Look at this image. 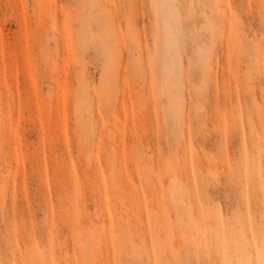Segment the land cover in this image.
<instances>
[{
    "label": "rangeland",
    "instance_id": "1",
    "mask_svg": "<svg viewBox=\"0 0 264 264\" xmlns=\"http://www.w3.org/2000/svg\"><path fill=\"white\" fill-rule=\"evenodd\" d=\"M252 261L264 0H0V264Z\"/></svg>",
    "mask_w": 264,
    "mask_h": 264
},
{
    "label": "bare ground",
    "instance_id": "2",
    "mask_svg": "<svg viewBox=\"0 0 264 264\" xmlns=\"http://www.w3.org/2000/svg\"><path fill=\"white\" fill-rule=\"evenodd\" d=\"M90 5V4H89ZM109 77H111L110 75H107V76H105V78H104V80H107V79H109ZM104 80L102 81V83L104 82ZM110 80V79H109ZM112 80H110L109 82H111ZM106 83V82H105ZM101 85H103V84H101ZM102 87H104V88H102L103 90H106L105 88V86L103 85ZM101 89V90H102ZM113 90V89H112ZM109 91V90H108ZM107 93V92H106ZM115 93V92H114ZM108 95H109V93H108ZM107 96V95H106ZM106 96H105V94H104V98H106ZM108 97V99L110 100L111 98L113 99V97L111 96V98H109V96H107ZM107 99V98H106ZM105 99V100H106ZM110 101H112V100H110ZM114 103H115V101H113ZM107 103H109V102H107ZM110 103H112V102H110ZM108 105H110V104H108ZM112 105H114V104H112ZM195 175H196V179L198 180V182H199V184L200 185H202L203 184V172H202V168L200 167V166H196V168H195Z\"/></svg>",
    "mask_w": 264,
    "mask_h": 264
},
{
    "label": "snow or ice",
    "instance_id": "3",
    "mask_svg": "<svg viewBox=\"0 0 264 264\" xmlns=\"http://www.w3.org/2000/svg\"><path fill=\"white\" fill-rule=\"evenodd\" d=\"M251 264H255V261H252Z\"/></svg>",
    "mask_w": 264,
    "mask_h": 264
}]
</instances>
